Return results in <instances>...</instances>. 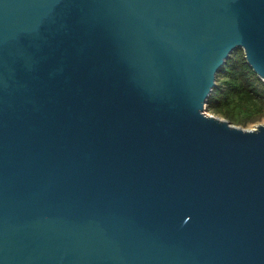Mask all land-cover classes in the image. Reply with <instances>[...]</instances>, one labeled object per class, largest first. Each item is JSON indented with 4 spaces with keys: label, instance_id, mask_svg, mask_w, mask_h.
Listing matches in <instances>:
<instances>
[{
    "label": "water",
    "instance_id": "water-1",
    "mask_svg": "<svg viewBox=\"0 0 264 264\" xmlns=\"http://www.w3.org/2000/svg\"><path fill=\"white\" fill-rule=\"evenodd\" d=\"M264 0H0V264H264V124L210 115Z\"/></svg>",
    "mask_w": 264,
    "mask_h": 264
},
{
    "label": "trees",
    "instance_id": "trees-1",
    "mask_svg": "<svg viewBox=\"0 0 264 264\" xmlns=\"http://www.w3.org/2000/svg\"><path fill=\"white\" fill-rule=\"evenodd\" d=\"M207 108L225 114L231 123H244L243 117L264 109V81L247 62L244 50L234 52L218 74Z\"/></svg>",
    "mask_w": 264,
    "mask_h": 264
},
{
    "label": "rangeland",
    "instance_id": "rangeland-1",
    "mask_svg": "<svg viewBox=\"0 0 264 264\" xmlns=\"http://www.w3.org/2000/svg\"><path fill=\"white\" fill-rule=\"evenodd\" d=\"M206 111L210 115L216 116V117L221 118V119H224V120H228L227 119V116L225 114H223V113H216L214 111H209L208 108H207ZM246 118L243 117V119H245V122L244 123H242V122H240V123L239 122H236V123H232V124L235 125V126H238V127L245 128V129H255L259 125L264 124V109L260 113H254L248 119H246Z\"/></svg>",
    "mask_w": 264,
    "mask_h": 264
}]
</instances>
